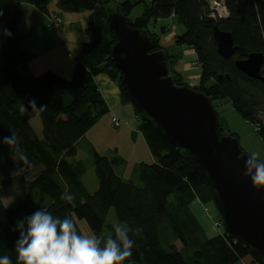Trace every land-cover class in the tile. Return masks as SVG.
I'll return each mask as SVG.
<instances>
[{
	"label": "trees",
	"instance_id": "obj_1",
	"mask_svg": "<svg viewBox=\"0 0 264 264\" xmlns=\"http://www.w3.org/2000/svg\"><path fill=\"white\" fill-rule=\"evenodd\" d=\"M52 1L0 0V138L16 132L29 161L27 165L14 161V149L0 144V256L9 255L17 264V221L41 208L60 218L71 215L81 231L79 221H85L94 235L102 237L108 235L103 230L114 208L117 219L128 225L129 236L135 242L132 255L123 264H235L247 256L252 257L254 264H263L225 228L220 234L207 235L191 208L196 200L205 205L215 203L206 174L135 106L139 129L156 159L136 165L141 184L115 171V166L124 164L125 159L114 149L111 156H96L98 187L91 193L82 179L88 167L84 160L75 157L77 141L109 112L95 83L97 75H108L118 84L121 101L132 103L121 72L114 68L112 46L117 40L106 29V17L111 9L130 17L139 4L143 11L130 25L157 37L155 50L163 49L171 59L175 83L189 85L182 67H174L180 54H173L161 44L173 28L163 26L160 33L151 29L159 20L172 16L185 26L183 33L175 35L176 45L192 47L197 55L201 75L195 88L212 102L229 100L244 118L257 124L264 141V122L259 119L264 112V82L247 76L235 65L236 59H244L252 52L264 53V0H225L230 14L224 19L209 16L207 0H55L54 12L60 15L90 12L86 31L92 39L83 44L81 55L91 60V67L78 62L71 78L53 71L33 76L28 65L34 53L24 48L27 34L20 28L24 2H32L51 15L54 12L50 13L48 7ZM215 25L233 34L237 50L229 59L217 50ZM172 26L176 27V23ZM5 29L12 33L10 37L4 34ZM261 74L264 75V63ZM21 99L26 105L34 99L38 107L46 109L21 113ZM36 116L41 119L42 137L30 122ZM219 132L227 135L221 117ZM38 167L41 168L36 176H25ZM64 193L73 199L62 200ZM5 199H10L9 203ZM219 221L224 224L223 217ZM107 226L113 233V225ZM177 241L181 242L180 248Z\"/></svg>",
	"mask_w": 264,
	"mask_h": 264
},
{
	"label": "water",
	"instance_id": "obj_2",
	"mask_svg": "<svg viewBox=\"0 0 264 264\" xmlns=\"http://www.w3.org/2000/svg\"><path fill=\"white\" fill-rule=\"evenodd\" d=\"M131 22L118 9L108 10L106 29L117 40L112 60L130 100L206 174L226 231L264 264V187L243 175L251 154L242 151L236 136L220 135V117L212 100L194 86L176 84L171 59L163 49L155 50L157 37L133 28ZM213 37L220 55L229 59L235 54L231 32L215 25ZM263 63V52L235 60L240 71L262 82Z\"/></svg>",
	"mask_w": 264,
	"mask_h": 264
},
{
	"label": "clouds",
	"instance_id": "obj_3",
	"mask_svg": "<svg viewBox=\"0 0 264 264\" xmlns=\"http://www.w3.org/2000/svg\"><path fill=\"white\" fill-rule=\"evenodd\" d=\"M3 11L0 10V17ZM4 34L11 36L9 30ZM39 113L46 106H37L30 100L26 105L19 100V111ZM0 144L14 149L11 158L24 165L29 163L26 153L20 146V138L16 132L0 138ZM23 171V169H19ZM243 175L250 178L255 186L264 187V161L258 159L253 152L244 164ZM62 200L70 201L73 197L64 193ZM113 233L106 237L88 235L82 232L71 215L60 218L49 210L41 208L23 220L17 221L19 239L16 242L17 264H123L132 255L134 240L129 230L121 224H114ZM140 229H136V234ZM0 264H13L9 255L0 256Z\"/></svg>",
	"mask_w": 264,
	"mask_h": 264
},
{
	"label": "crops",
	"instance_id": "obj_4",
	"mask_svg": "<svg viewBox=\"0 0 264 264\" xmlns=\"http://www.w3.org/2000/svg\"><path fill=\"white\" fill-rule=\"evenodd\" d=\"M48 9L50 13L57 11L55 0L49 4ZM24 11L25 15L20 22V28L27 34L24 41V48L34 53L28 65L29 71L33 76H39L47 71H53L65 78H71L78 62H82L87 68L91 67V60L81 55L83 44L90 42L92 39V36L86 31L90 16L89 11L77 13L63 12L61 14L63 16V23L53 27L49 26L48 23L49 14L41 10L36 4L24 2ZM174 19V16L168 18L170 21L168 25H174ZM177 29L178 27L176 26V30ZM188 57H190L188 60L189 62L183 64L182 71L188 83L191 86L197 87L200 84L201 68L200 65L197 64L196 53L195 55L190 53ZM95 83L109 107L111 119L113 116L126 118L127 115L130 114L131 108L128 103H123L121 101L118 84L106 74L97 75L95 77ZM106 117L107 115L105 118ZM102 118L77 141V156L75 159L85 161L89 158V153L86 154L83 151L81 144H87L90 148V154L93 160H95L97 155H107L112 152L113 149L111 152L108 150L111 148H98L99 144L97 141L102 134H94V131L97 126L102 124ZM121 125L119 127L113 126L119 129ZM116 132L117 134H122V131ZM140 132L141 134L138 133L139 135L137 134L135 136H137L136 138H140L141 144L145 146L144 149L146 148L144 151L145 156H143L144 161L141 162H155V156L149 148L145 135L142 131ZM106 142L108 141L103 143ZM114 149H116V154L120 155L118 149ZM81 223L82 222L79 221V225L82 229ZM244 260H249V262L253 261L251 256L245 257Z\"/></svg>",
	"mask_w": 264,
	"mask_h": 264
},
{
	"label": "rangeland",
	"instance_id": "obj_5",
	"mask_svg": "<svg viewBox=\"0 0 264 264\" xmlns=\"http://www.w3.org/2000/svg\"><path fill=\"white\" fill-rule=\"evenodd\" d=\"M147 1L150 2L151 0H147ZM143 8L144 7L142 4L136 5V7L133 9L130 15V18L133 19L139 16L142 13ZM169 22L170 21L168 20V18L161 19L158 22H156L154 27L151 26V29L153 31H157V33L158 32L160 33L161 27L168 25ZM174 22L176 23L178 29L176 30V27L173 28L167 34L166 36L167 39L161 41V44L168 47L169 50L173 52V54L174 53L180 54L177 62L174 64V67L181 68L183 67L184 63L189 62L188 61L190 58L188 57L189 54L192 53L193 55H195V52L193 50L194 48L192 47L176 45L175 35L183 33L185 31V26L178 23L176 19H174ZM212 103L215 109L217 110V112L219 113V116L221 117V122L226 133L235 134V136L239 139L240 147L244 152L248 154H252L253 152H255L258 154V159L264 161V141L258 132L257 124L244 118L234 108L233 104L227 99L214 100ZM129 106L131 108L130 114H128L126 118L119 116V118H121L122 121V125L119 129L113 126L111 114L108 112L103 116L104 118H102L103 119V122L101 124L102 126L101 125L97 126L94 131V134H98V135L102 134V136L97 141L99 144L98 146L99 149L111 148L108 149L111 152L112 149L114 150V148H117L119 154L122 155V157L125 159L124 164L115 166V171L123 178L133 179L137 184H141L137 176L135 167L138 163L144 161L143 156H145L144 151L146 148L144 149L145 146L141 144L140 138L139 137L136 138L137 136H135L138 133L141 134L139 129L140 120H138L136 117L134 105L132 103H129ZM106 115L107 117L105 118ZM259 119H261V121L264 122V112L260 113ZM30 122L37 135L39 137H42L41 119L38 116H36L33 117ZM116 131H122V134H117ZM105 141L108 142L103 143ZM81 148L86 154L89 153V158L85 160L88 169L87 172L83 175L82 179L86 184V186L88 187L89 191L94 192L98 187V179L94 167L95 161L92 159V156L90 154V148L87 146V144H81ZM112 152L109 153L110 156L112 155ZM40 168L41 167H38L36 169H32L28 171L25 176L29 179L33 178L34 176H36ZM9 201L10 199H5L4 202L7 204L9 203ZM205 207H208V209L206 210ZM191 208L193 212L198 216L208 236H214L223 232L225 228L224 224L221 227H215L214 224L215 220H220V218L222 217L220 211L218 210L214 202H209L208 204L205 205L200 201L196 200L192 203ZM81 222H82L81 225L83 232L88 235H94L90 230L89 226L87 225V223L85 221H81ZM106 223L107 225L121 224L122 226L128 229V225L125 222H121L117 219L114 208L110 210L107 216ZM107 225L104 227L103 234L111 233V230L108 228ZM177 246L178 248L181 247L180 241H177ZM235 264H252V262H249V260H244L242 258ZM255 264H259V263L255 262Z\"/></svg>",
	"mask_w": 264,
	"mask_h": 264
},
{
	"label": "built area",
	"instance_id": "obj_6",
	"mask_svg": "<svg viewBox=\"0 0 264 264\" xmlns=\"http://www.w3.org/2000/svg\"><path fill=\"white\" fill-rule=\"evenodd\" d=\"M210 8L209 16L214 19H224L227 18L230 14L229 8L226 4L225 0H207ZM48 23L49 26H58L61 23H63V17L57 13L54 12L48 17ZM112 122L114 126L119 127L121 125V121L117 116L112 117ZM207 210L208 207H205ZM215 227H221V223L219 220L214 221Z\"/></svg>",
	"mask_w": 264,
	"mask_h": 264
}]
</instances>
